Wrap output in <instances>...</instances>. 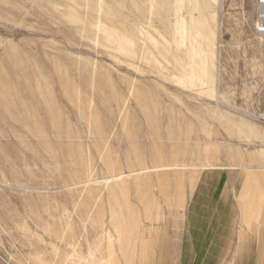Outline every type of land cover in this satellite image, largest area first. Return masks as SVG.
<instances>
[{
	"label": "rangeland",
	"instance_id": "obj_1",
	"mask_svg": "<svg viewBox=\"0 0 264 264\" xmlns=\"http://www.w3.org/2000/svg\"><path fill=\"white\" fill-rule=\"evenodd\" d=\"M197 1L0 0V264H132L213 171L264 202V0Z\"/></svg>",
	"mask_w": 264,
	"mask_h": 264
},
{
	"label": "crops",
	"instance_id": "obj_2",
	"mask_svg": "<svg viewBox=\"0 0 264 264\" xmlns=\"http://www.w3.org/2000/svg\"><path fill=\"white\" fill-rule=\"evenodd\" d=\"M225 175L202 174L190 190L171 187L168 207L140 231L132 264H264V202Z\"/></svg>",
	"mask_w": 264,
	"mask_h": 264
},
{
	"label": "bare ground",
	"instance_id": "obj_3",
	"mask_svg": "<svg viewBox=\"0 0 264 264\" xmlns=\"http://www.w3.org/2000/svg\"><path fill=\"white\" fill-rule=\"evenodd\" d=\"M189 1H191V9L193 10V11H198L197 13H201L205 8H207L208 6H207V4H205V5H200L199 3H198V1L197 0H189ZM153 6H154V3H153ZM207 31L209 32V30L206 28V30L205 29H203V31L202 32H205V34H207ZM202 37V36H201ZM204 45V44H203ZM200 63L202 64V65H204L205 66V61H203V58H202V60L200 61ZM208 65V64H207ZM206 68H207V66L205 67V71H206ZM205 71H204V68H203V73L202 74H204L205 73ZM1 82H4L2 79H1V77H0V84H1ZM6 88H4V90H5ZM6 92V91H5Z\"/></svg>",
	"mask_w": 264,
	"mask_h": 264
}]
</instances>
